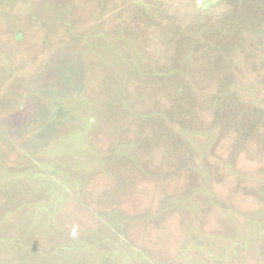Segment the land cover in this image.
Here are the masks:
<instances>
[{
	"label": "rangeland",
	"instance_id": "1",
	"mask_svg": "<svg viewBox=\"0 0 264 264\" xmlns=\"http://www.w3.org/2000/svg\"><path fill=\"white\" fill-rule=\"evenodd\" d=\"M0 264H264V0H0Z\"/></svg>",
	"mask_w": 264,
	"mask_h": 264
}]
</instances>
